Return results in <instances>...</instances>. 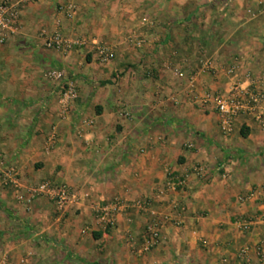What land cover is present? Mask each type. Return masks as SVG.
I'll return each mask as SVG.
<instances>
[{
    "label": "crops",
    "instance_id": "0c3cea01",
    "mask_svg": "<svg viewBox=\"0 0 264 264\" xmlns=\"http://www.w3.org/2000/svg\"><path fill=\"white\" fill-rule=\"evenodd\" d=\"M66 4L71 18L59 10ZM143 17L150 28H137ZM54 31L81 46L44 49L39 35ZM97 45L112 51L109 61L99 60ZM231 64L235 75L226 76ZM47 69L60 76L47 78ZM243 73L264 77V0L24 5L0 46V261L264 264V225L243 232L236 224L264 211V131L238 117L226 132L213 104H201ZM66 85L74 98H62ZM168 174L185 176V186L165 190ZM44 180L72 188L77 204L57 211L31 197ZM147 197L169 221L142 253L150 215L132 208L106 226L94 207Z\"/></svg>",
    "mask_w": 264,
    "mask_h": 264
},
{
    "label": "built area",
    "instance_id": "2783aa9c",
    "mask_svg": "<svg viewBox=\"0 0 264 264\" xmlns=\"http://www.w3.org/2000/svg\"><path fill=\"white\" fill-rule=\"evenodd\" d=\"M35 1L37 0H0V46L16 31L21 8ZM59 10L66 18H71L75 14V8L71 4L60 6ZM142 22H145L144 19ZM39 37L43 48L46 50L64 52L82 44L80 40H67L57 31L49 34L41 33ZM133 44L139 47L142 41L135 39ZM96 50L99 60L102 62H107L112 58V51L108 47L97 45ZM223 72L226 76H233L236 72V66L234 64L228 65ZM49 76L58 78L60 74L59 72H50ZM63 89L62 98L64 100L74 98V90L71 86L66 85ZM202 99V105L206 103L213 104L224 131L228 132L231 123L238 117H250L264 131V77L257 78L250 73H243L240 77H235L225 92L204 95ZM47 141L48 144H52L54 134H50L47 137ZM192 171L198 176H203L200 166H194ZM9 174L8 179L11 181L14 179L15 173L10 170ZM184 186L185 176L178 177L168 174L164 189L175 191L176 189H182ZM37 196L45 197L57 211L64 210L78 202L76 192L72 188L55 184L49 180L41 181L32 187L31 197ZM245 199L246 197H239L237 200L238 202H243ZM150 205L151 198L149 197L129 203L119 198H114L105 204L96 205L94 213L100 223H104L106 226H111L114 223L115 215L132 208L150 215L151 219L145 224L141 234L140 251L145 253L156 246L164 222L169 221L168 216H163L161 220L158 219L155 213L150 210ZM253 223L264 225V211L246 221L236 222L239 230L243 232L248 231ZM243 254L244 250H241L240 255L243 256ZM257 254L264 258V243L257 245ZM0 264L8 263L3 259Z\"/></svg>",
    "mask_w": 264,
    "mask_h": 264
},
{
    "label": "rangeland",
    "instance_id": "374dc122",
    "mask_svg": "<svg viewBox=\"0 0 264 264\" xmlns=\"http://www.w3.org/2000/svg\"><path fill=\"white\" fill-rule=\"evenodd\" d=\"M139 19L141 20L142 17H140ZM143 19H144L145 22H140V20H139L140 23H138L137 28H138V27L141 28V25H142V27H143L144 29L150 28V26L152 25V21L149 20L148 17H143ZM134 29H135V28H134ZM135 39H136V38H130V37H128L127 40H128V41L130 40V42L133 43ZM50 72H58V71H56V70H54V69H47V70L45 71V74H46V77H47V78H52V77L49 76V73H50ZM63 91H64V89H61V93H62Z\"/></svg>",
    "mask_w": 264,
    "mask_h": 264
}]
</instances>
